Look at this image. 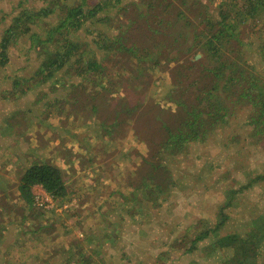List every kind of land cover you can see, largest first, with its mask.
<instances>
[{"label": "rangeland", "instance_id": "rangeland-1", "mask_svg": "<svg viewBox=\"0 0 264 264\" xmlns=\"http://www.w3.org/2000/svg\"><path fill=\"white\" fill-rule=\"evenodd\" d=\"M47 1L0 0V38L19 9H37ZM161 1L164 4L168 0ZM184 1H174L186 16L177 19V10H153L147 0H112L106 12L99 13L105 18L95 27L84 24L75 32L70 30L73 39L92 40L98 38L100 30V36H122L127 46L136 45L133 53L138 57L104 55L105 51H99L93 43L84 51L86 57L100 54L107 78L111 76L113 84L103 97L95 91L102 83H88L86 88L83 83L74 85L80 77L67 65L46 82L35 74L43 56L38 46L44 44L62 52L60 40L67 31L55 32V25L64 16L59 5L53 4L48 16L27 21L31 28L28 33L17 31L13 35L15 40L7 48L9 60L2 62L0 58V84L9 87L11 81L7 80L14 73L15 80H28L15 85L12 101L7 99L14 105L5 101L4 110L18 108L17 123L22 124L27 145L47 142L37 146L38 158L29 156L27 163L45 162L57 167L68 192L54 198L40 184L33 185V202L22 203L27 216L10 234L16 250L5 264H232L228 261L235 251L215 246L216 238L226 233L255 234L258 227L252 228L253 217L264 213V182L249 185L248 181L264 173V11L250 18L247 10H242L235 37L223 42L221 50L226 52L227 61L221 64L222 75L214 82V103L208 109L214 121L204 119L205 131L199 134L200 139L191 140L174 154L169 148L160 152L154 145L162 134L158 127L162 119L172 120L169 125L175 127L176 109L171 116L169 110L164 109L163 114L159 110V120L149 115L150 100L146 98L129 118L124 112L127 107L122 109L125 98L139 100L145 92L154 98L152 101L163 102L164 108L175 106L168 96L178 93L174 85L177 80L185 73L190 75L189 80L202 76L206 62L211 67L220 63L205 57L200 41L208 33L198 25L192 0ZM79 2L59 3L70 7ZM218 2L210 0V7ZM243 2L231 0L232 11ZM214 14L212 11L213 19ZM153 28L162 34L158 36ZM34 31L40 34L38 38L29 35ZM49 35L60 40L46 41ZM162 48L165 50L156 66L152 55L138 61L145 53H158ZM229 62L233 64H226ZM233 77L235 82L225 89V80ZM189 80L184 77L180 82L184 86ZM209 81L202 80L203 85L199 81L196 92L214 84L213 78ZM27 86L25 94L19 92ZM194 94L193 90L189 93L190 99ZM28 118L33 124L27 122ZM108 127L114 128V137L108 134ZM154 173L153 180L145 176ZM232 189L237 193L231 199ZM228 201L231 205L226 204ZM6 208H11L10 204ZM221 209L228 218L219 235L211 233L191 249L195 236L214 228ZM21 228L24 233L18 234ZM261 238L260 232L251 240L260 246ZM260 247L256 261L252 260L254 256L251 259L253 264H264Z\"/></svg>", "mask_w": 264, "mask_h": 264}, {"label": "trees", "instance_id": "trees-1", "mask_svg": "<svg viewBox=\"0 0 264 264\" xmlns=\"http://www.w3.org/2000/svg\"><path fill=\"white\" fill-rule=\"evenodd\" d=\"M64 3L65 0H48L46 5L40 6L37 9L27 8L26 6H23L21 10L19 9L16 16L13 17L12 23L8 25V27L4 30L3 35L0 39V58L2 62H6L10 58V54L8 53V46L10 45L11 41H14L15 38H13V35L18 31L22 34L28 33L31 28L28 24H26L27 21L35 20L41 16H48L53 12V4L59 5V11L64 10V16L60 19V23L58 25H55V32L59 33V31L65 32L67 31V36H65L63 39L51 37V35L47 36L45 39L46 41H52V40H60L62 43L61 47L62 52L59 50H50L48 46H44V44H41V46H38L40 48L39 51L42 52L43 56L41 59V63L38 65L37 70L35 71V74H38L39 77H41L42 82L48 81L51 77L54 76L55 72L59 69L63 68L65 65L67 67H72L77 76L80 77L78 82H75L76 84H82L86 88V84L90 83L94 86H100L101 83L103 84L99 88H97L95 91L96 93H101L102 97L104 95L105 91H109L110 84H113L111 81V76L108 79L106 75V69L103 66L101 56L100 54L96 55L97 57H86L84 51L90 50V48H87L90 43L95 44V47L99 49V51L103 52L104 55L107 53L112 54L113 56L119 55V54H125L126 57H138L135 55L134 48L136 45H129L126 44V38L124 39L122 36L118 37H104L105 35H101L99 33H102L100 30H98V38L92 39V40H83V39H73L71 36L70 30L77 31L80 29L84 24H89L92 27H95L97 22L100 20H103L105 17L98 16L101 12H106L108 7L113 4L112 0H80L79 3L73 6H66V4H63L61 6V3ZM175 0H168L164 4H160V0H147V6L150 7V9H160L163 8V11H169L172 9L177 10V19L181 17H186L183 14V10H180L179 6L175 4ZM204 0H192L191 7L194 11V14L199 19L198 25H202L203 31L207 32L208 36L204 39H202L201 45L204 46L205 51V57L210 60L212 59L213 62L218 65L215 66H208L207 62L203 65V72L204 74L201 76H193L190 79V75L185 76L186 73L183 75V78L185 77L190 82L188 84L183 86V83L180 81L183 79L177 80V83L175 85V90L177 89L178 93L168 96V101H171L175 106L171 107H165L163 102L160 101L157 102L156 100L152 101L154 99L153 97L149 96L148 93H143L141 96V99H131V98H125V102L122 109H127L124 111L127 113V117L131 116L133 113H135L145 102V98L150 100L149 105L151 106L148 109V113L150 116H154L155 119L159 120L158 118V112L159 110L163 114V110H169L171 116L173 114L174 108L176 109V117L173 120L174 126L171 128V122H169L168 119H162L161 125L158 127V130L162 131V134H160L159 141H155L154 145L158 146V151H162L165 148H169L172 151V154L176 152V150L183 149L186 144L191 142V140H195L196 138L200 139L199 136L200 133L205 131L204 126V119L206 117L209 118L210 121H214L213 117L211 115H208V109H210L209 105L214 103V88L216 84L214 83L219 77H221V72L219 71L221 68V64H224L223 62L227 61L224 60L226 55H224L226 52L221 50V46L223 45V42L228 40L231 41L232 37H235L236 32V21L240 19L239 15L241 14L242 10H247V17L253 18V16L257 15L256 13L259 11H264V0H244V2L241 4H238L235 6V8H238V10H233L230 6L231 0H219L218 4L214 7H210V0L207 3ZM236 1V0H233ZM146 3V0H144ZM161 2H164L163 0ZM182 4H185L184 0H180ZM203 2V3H202ZM203 4L205 6H203ZM244 9L243 7H245ZM139 7V6H138ZM20 8V5H19ZM140 8V7H139ZM210 8H215L217 10H210ZM212 11H215L214 18H212L211 13ZM255 13V14H254ZM160 14L157 15V17ZM217 17V19H216ZM161 20H158L157 22L160 23ZM25 23V24H24ZM150 26V24H149ZM50 30L54 31L51 27ZM154 32H157V35L160 36L162 34L161 30L152 29ZM93 31V30H92ZM154 32L152 34H154ZM150 33V35H152ZM36 38H38L37 35H40L38 32L34 31L31 34ZM181 35V32L179 33ZM13 39V40H12ZM135 42H137V39H134ZM176 40H178L176 38ZM39 42H42V40H39ZM178 42V41H177ZM43 43V42H42ZM138 47V46H137ZM95 48V49H96ZM164 48L160 49L157 52H147L144 54V56H141L138 58V61H141L142 59L149 58L151 55L154 57L153 65L156 66L161 59V55L164 52ZM144 51H150V48L144 49ZM100 53V52H98ZM99 58V59H97ZM218 60V61H217ZM226 64H233V62H229ZM191 66H189L190 68ZM147 68V67H144ZM142 68V71L144 72L145 69ZM150 72L148 71L147 74ZM251 74H249V77ZM32 76L31 78H33ZM215 77V78H214ZM213 78L214 84L211 85H205L204 89H201V91L196 92L199 90V88H196L198 86V82L202 80L206 82H210L209 80ZM242 78V76H241ZM102 79V80H101ZM236 78H228L225 80V89L229 88L230 82H235ZM239 79V78H237ZM28 79L21 78V85L25 84ZM103 80H105L103 82ZM128 79H125L127 81ZM212 81V80H211ZM18 82L15 80V85ZM20 84V82H19ZM254 86L255 84L252 83ZM126 85V84H125ZM203 85V82H202ZM194 87V88H193ZM26 90H22V93L25 94L28 90V86L25 87ZM137 90V89H135ZM192 92V90L195 92L192 99H190L189 93ZM99 91V92H98ZM171 92V90H170ZM169 94V93H168ZM245 93H240L237 95V99H240ZM164 100V99H163ZM185 100H188L186 102ZM130 101L135 102L134 104ZM222 107V101H220ZM129 104V105H128ZM129 106V107H128ZM96 106H92V109L94 110ZM152 109V111H151ZM168 111V112H169ZM119 110L116 111V116L118 117ZM207 114V115H206ZM204 115V117H203ZM169 119H171L169 117ZM150 120V118H149ZM256 122V121H255ZM212 122H210L211 124ZM135 127V123L133 124ZM110 128V127H108ZM136 128V127H135ZM154 130H157L155 127H151ZM202 129V130H201ZM114 128H110L108 134L110 137L113 136ZM112 139V138H111ZM170 150V151H171ZM152 171L150 172V174ZM148 178L155 179L156 175L155 173L153 175H145ZM150 180V179H149ZM262 181L264 182V173L263 174H257L253 178H251L248 181V184L251 185L254 182ZM147 182V181H146ZM40 184L46 192L53 196L54 198H59L67 195L68 190L66 189L65 185L63 184V179L61 177V173L59 169L55 166H52L45 162H39V163H31L27 166L26 171L24 172L22 176L21 183L19 185L20 194L23 198V201H27L32 203L33 201V195L31 194V189L33 185ZM244 187V186H243ZM247 187V186H246ZM245 188V187H244ZM231 199L236 197L237 191L235 189L231 190ZM32 201V202H31ZM227 205H231L230 201L226 203ZM225 205L223 206V208ZM222 208V209H223ZM222 209L220 210V215L218 218V222L212 229L204 230L200 235L195 236V238L192 240L191 249L194 247V243L198 242L199 240L203 239L207 235L214 233L218 234L219 230L222 226L225 225V221L228 218V216L224 213H222ZM255 218L252 222L254 223L252 228H256L255 234L261 232V240L260 246L264 247V213L257 214L254 216ZM256 225V226H255ZM260 227V228H259ZM255 234H247L244 236H239L237 233H226L223 236H220L216 238L215 243L220 248H223L225 246L230 247L233 251H235V254H233V257L229 258L232 264H247L250 262V260L256 261V256L259 254L258 248L260 246L254 245L253 241L251 240ZM219 235V234H218ZM217 235V236H218ZM262 241V242H261ZM256 247V248H255ZM261 248L262 251H264V248ZM190 249V250H191ZM186 251H189L186 249ZM251 260L250 264H253ZM256 264V262H254ZM262 264V261H261Z\"/></svg>", "mask_w": 264, "mask_h": 264}, {"label": "crops", "instance_id": "crops-1", "mask_svg": "<svg viewBox=\"0 0 264 264\" xmlns=\"http://www.w3.org/2000/svg\"><path fill=\"white\" fill-rule=\"evenodd\" d=\"M16 7H14V9ZM16 75L17 74L14 73L9 76L7 80V83L11 81L9 87L6 84L1 87L0 84V94L4 96V98H1L0 95V264H5L7 258L13 256V254H11L13 252L12 250L16 249H14L15 246L13 242L10 241L12 239L10 234H12L13 228H20L19 226L22 225V219L27 216L26 210L22 208L23 198L21 197L19 189L22 176L29 165L27 161L30 158L27 157L32 156L33 159H37L39 147L47 143L43 140L41 144L39 142H33L27 145L22 137V124L17 123L18 115L15 113H17L16 111L18 108H14L15 106H13L10 107L8 111L4 110L6 105L3 103L7 101V99L12 101L11 98L13 97L11 96L15 93L14 87L16 86L14 77ZM16 81L18 84L19 82L21 84V78H18ZM18 90L22 93L20 88ZM11 101L7 102L12 103ZM36 120L40 121L41 119L37 118ZM27 122L33 124V121L29 118ZM27 122L25 126L27 125L28 128H30V124H27ZM32 140L34 141V139ZM37 146H39L38 149ZM8 203L12 209L6 208L7 205H9ZM17 231H19L18 234H20V232L24 233V228Z\"/></svg>", "mask_w": 264, "mask_h": 264}]
</instances>
